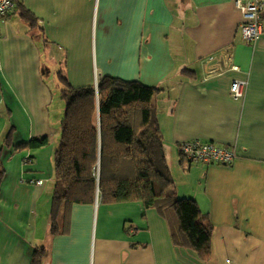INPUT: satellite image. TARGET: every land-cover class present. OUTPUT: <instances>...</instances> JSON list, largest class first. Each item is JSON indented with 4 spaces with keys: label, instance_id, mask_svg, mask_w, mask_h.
Returning <instances> with one entry per match:
<instances>
[{
    "label": "crops",
    "instance_id": "0c3cea01",
    "mask_svg": "<svg viewBox=\"0 0 264 264\" xmlns=\"http://www.w3.org/2000/svg\"><path fill=\"white\" fill-rule=\"evenodd\" d=\"M16 2L0 24V144L11 128L13 145L40 137L48 144L4 151L0 264H29L40 247L42 264H264V35L241 39L233 1ZM229 46L238 71L206 77L208 58ZM60 77L74 88L111 77L159 89L157 120L177 195L193 199L213 228L207 262L173 245V215L138 202L73 205L67 229L50 234ZM234 79L246 82L239 101L229 96ZM192 140L229 148L235 160L179 161V145Z\"/></svg>",
    "mask_w": 264,
    "mask_h": 264
},
{
    "label": "trees",
    "instance_id": "16d2710c",
    "mask_svg": "<svg viewBox=\"0 0 264 264\" xmlns=\"http://www.w3.org/2000/svg\"><path fill=\"white\" fill-rule=\"evenodd\" d=\"M13 1L14 8L17 2ZM21 17L29 27H36L37 20L28 11L21 10ZM60 83L64 114L53 155L50 234L67 229L73 205L92 204L96 197L99 204L138 202L144 210L173 215L177 221V231L171 234L173 245L191 251L197 261L207 262L213 228L193 199L177 195L157 120L159 89L111 77L80 88L61 77ZM14 133L11 128L0 144V187L6 149L18 152L48 144L47 137H40L13 145ZM180 158L185 160L181 154ZM36 181L32 183L36 185ZM45 256L43 247L35 248L29 264H42Z\"/></svg>",
    "mask_w": 264,
    "mask_h": 264
},
{
    "label": "built area",
    "instance_id": "2783aa9c",
    "mask_svg": "<svg viewBox=\"0 0 264 264\" xmlns=\"http://www.w3.org/2000/svg\"><path fill=\"white\" fill-rule=\"evenodd\" d=\"M241 13V22L238 30L241 39L245 43H251L260 35H264V0H232ZM14 6L13 0H0V24ZM233 48L231 46L222 50L218 56L210 57L207 60L208 67L205 69V76L211 77L224 73L226 70L238 71L232 64ZM223 63L226 68L214 65ZM96 86V85H95ZM246 82L234 79L229 85V96L235 101L244 97ZM179 153L188 162L202 163L205 165L220 164L229 165L235 160V153L229 148L219 147L213 143L201 142L199 140L185 141L179 145ZM37 186H42L43 181L37 180ZM98 202L96 197V203Z\"/></svg>",
    "mask_w": 264,
    "mask_h": 264
},
{
    "label": "rangeland",
    "instance_id": "374dc122",
    "mask_svg": "<svg viewBox=\"0 0 264 264\" xmlns=\"http://www.w3.org/2000/svg\"><path fill=\"white\" fill-rule=\"evenodd\" d=\"M179 161H182L181 159H180V157H179V159H178ZM183 162V161H182ZM167 163H168V167H169V171H171L170 170V161L169 160H167Z\"/></svg>",
    "mask_w": 264,
    "mask_h": 264
}]
</instances>
